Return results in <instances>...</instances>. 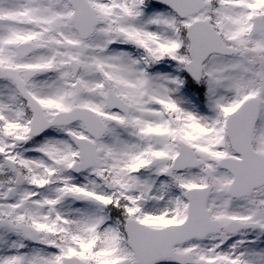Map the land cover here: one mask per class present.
<instances>
[{
  "label": "snow or ice",
  "instance_id": "1",
  "mask_svg": "<svg viewBox=\"0 0 264 264\" xmlns=\"http://www.w3.org/2000/svg\"><path fill=\"white\" fill-rule=\"evenodd\" d=\"M0 264H264V0H0Z\"/></svg>",
  "mask_w": 264,
  "mask_h": 264
}]
</instances>
